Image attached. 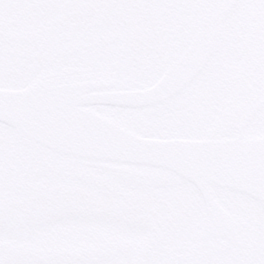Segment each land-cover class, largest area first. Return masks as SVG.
Masks as SVG:
<instances>
[{"label": "snow or ice", "instance_id": "obj_1", "mask_svg": "<svg viewBox=\"0 0 264 264\" xmlns=\"http://www.w3.org/2000/svg\"><path fill=\"white\" fill-rule=\"evenodd\" d=\"M0 264H264V0H0Z\"/></svg>", "mask_w": 264, "mask_h": 264}]
</instances>
